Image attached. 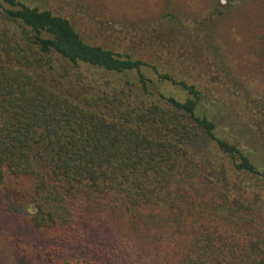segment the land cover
<instances>
[{
	"label": "trees",
	"instance_id": "16d2710c",
	"mask_svg": "<svg viewBox=\"0 0 264 264\" xmlns=\"http://www.w3.org/2000/svg\"><path fill=\"white\" fill-rule=\"evenodd\" d=\"M173 17H160L164 36ZM256 55L264 76V28ZM149 59L0 0V187L30 180L33 206L21 215L0 203V263L264 264V231L250 229L264 144L222 138L207 86Z\"/></svg>",
	"mask_w": 264,
	"mask_h": 264
},
{
	"label": "rangeland",
	"instance_id": "374dc122",
	"mask_svg": "<svg viewBox=\"0 0 264 264\" xmlns=\"http://www.w3.org/2000/svg\"><path fill=\"white\" fill-rule=\"evenodd\" d=\"M20 1L64 16L91 44H102L138 60L139 55L142 60L152 57L179 77L197 76L210 91L205 102L211 107L212 119L225 127L221 137L245 147L251 139V152H260L264 130L257 122L264 119L260 117L262 108L251 102L264 106V76L256 55L257 37L264 28V5L259 1ZM164 13L174 16L173 21L165 22L172 36H164L159 29ZM195 149L207 157L213 152L206 141L196 143ZM214 156L218 158L216 153ZM30 196L28 179L6 178L0 187V203L4 201L11 213L31 214ZM252 217L250 229L264 231V203L253 202Z\"/></svg>",
	"mask_w": 264,
	"mask_h": 264
},
{
	"label": "water",
	"instance_id": "95a60500",
	"mask_svg": "<svg viewBox=\"0 0 264 264\" xmlns=\"http://www.w3.org/2000/svg\"><path fill=\"white\" fill-rule=\"evenodd\" d=\"M222 3H224L225 1L224 0H221Z\"/></svg>",
	"mask_w": 264,
	"mask_h": 264
}]
</instances>
